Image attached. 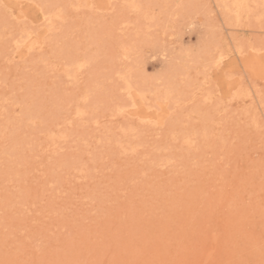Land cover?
I'll list each match as a JSON object with an SVG mask.
<instances>
[{"label":"rangeland","instance_id":"obj_1","mask_svg":"<svg viewBox=\"0 0 264 264\" xmlns=\"http://www.w3.org/2000/svg\"><path fill=\"white\" fill-rule=\"evenodd\" d=\"M0 264H264V0H0Z\"/></svg>","mask_w":264,"mask_h":264},{"label":"bare ground","instance_id":"obj_2","mask_svg":"<svg viewBox=\"0 0 264 264\" xmlns=\"http://www.w3.org/2000/svg\"><path fill=\"white\" fill-rule=\"evenodd\" d=\"M239 6H240V4H239ZM239 6H238V7H239Z\"/></svg>","mask_w":264,"mask_h":264}]
</instances>
